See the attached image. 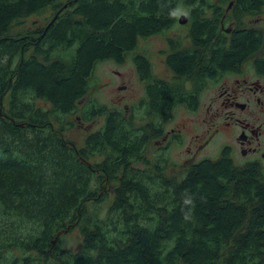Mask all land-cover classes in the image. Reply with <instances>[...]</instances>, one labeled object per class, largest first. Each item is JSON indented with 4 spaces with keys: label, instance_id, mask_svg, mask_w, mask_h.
<instances>
[{
    "label": "trees",
    "instance_id": "trees-1",
    "mask_svg": "<svg viewBox=\"0 0 264 264\" xmlns=\"http://www.w3.org/2000/svg\"><path fill=\"white\" fill-rule=\"evenodd\" d=\"M226 3L0 0V264H264L263 169L235 165L225 151L167 177L165 164L145 154L173 108H193L198 97L154 78L149 57L134 52L138 39L178 22L169 8L191 9L185 23L190 46L180 47L177 38L166 44L164 64L177 79L213 78L249 58L264 75V58L256 55L264 33L236 27L225 34ZM234 5L258 12L264 0ZM46 9L52 16L44 25L10 34ZM130 53L144 87L130 117L95 98L78 107L96 65L120 64ZM134 110L147 122L135 125ZM73 114L83 122L103 117L80 147L53 127L63 129ZM96 155L103 158L91 162ZM108 181L115 182L110 200L103 187ZM186 194L195 202L187 221ZM101 201L109 204L100 217ZM89 202L95 208L89 210ZM73 227L82 236L80 252L61 247V234Z\"/></svg>",
    "mask_w": 264,
    "mask_h": 264
},
{
    "label": "rangeland",
    "instance_id": "rangeland-1",
    "mask_svg": "<svg viewBox=\"0 0 264 264\" xmlns=\"http://www.w3.org/2000/svg\"><path fill=\"white\" fill-rule=\"evenodd\" d=\"M228 3L222 6L225 11V18H223L224 27L232 25L236 27H255L261 29L264 32V6L258 12L245 13L237 9L234 3L227 12ZM52 11L46 9L42 14L29 16L23 25L13 27L10 34L16 35L20 30L32 31L36 26L40 27L45 24L51 18ZM177 38L180 40V47L190 46V39L188 34V27L185 24L175 23L171 28L166 31L150 36L148 38L138 39V43L134 52L141 53L150 58L152 67V75L154 78L167 81L177 91L184 94L197 92L200 98L198 102L199 108L195 112H191L184 106H176L172 110L171 117L164 123V131H170L172 128L182 127L185 123L186 126L182 127V131L177 140H173L174 143H165V146L158 149L154 139L151 143L147 144L146 156L151 163L157 161L160 165H164L163 175L167 177L182 176L184 167V159L189 157L187 154V145L190 137L196 133L201 132V109L203 94L200 93V88L204 80L196 79H177L173 73L168 70L164 64V58L168 52L166 46V39ZM167 49V50H166ZM258 57L264 58V41L260 51L256 54ZM252 59V58H249ZM254 59L246 64V72L254 74L253 67ZM196 78V77H193ZM201 83V85H200ZM206 88L210 83L205 81ZM125 85V87H123ZM200 87L197 89V87ZM144 97V87L142 82L137 77L135 67L131 61V53L128 54L122 63H115L113 61L99 62L93 72V75L89 81V88L86 96H84L79 102L80 107L86 100L95 98L98 102L105 104L109 107H120L126 113V116L130 117L131 111L135 107V104ZM39 106L43 108H49L48 103L37 101ZM134 118L130 120L135 125H143L147 122V118H142L139 112L134 110ZM103 117L97 118L90 122H83L80 120L78 114L69 115L65 118L64 128L60 129L59 125L54 124L53 127L62 133V136L74 146L80 147L83 145L85 137L92 131H96L102 126ZM217 144V145H216ZM218 142L211 144L201 151L194 161L204 158L205 154H208L209 158H217L219 153L217 150ZM102 155H96L90 158L91 162L101 160ZM164 160V162H163ZM193 162V161H192ZM183 170V171H182ZM98 185V182H95ZM115 182L108 181L103 184V187L107 190L108 200L113 197V189ZM104 192V190H102ZM92 202L87 205L91 210L93 207ZM109 202L101 201L99 204V216H104L107 210ZM97 208V207H96ZM100 211V212H99ZM61 247L71 252H80L82 250V236L80 235L76 227L71 228L67 232L61 234Z\"/></svg>",
    "mask_w": 264,
    "mask_h": 264
},
{
    "label": "flooded vegetation",
    "instance_id": "flooded-vegetation-1",
    "mask_svg": "<svg viewBox=\"0 0 264 264\" xmlns=\"http://www.w3.org/2000/svg\"><path fill=\"white\" fill-rule=\"evenodd\" d=\"M234 1L227 0L226 12L232 7ZM224 13L220 21L221 30L225 34H230L234 26L224 27ZM251 60L246 59L233 70L218 71L213 78L203 79L204 82L200 88V93L203 94L201 109L203 117L200 124L203 127L200 134L196 133L189 138L186 150L189 157L184 159V164L194 162V158L200 155L201 151L218 142L216 151L219 155L226 151L235 165L254 163L264 170V75L255 71L254 68V74L246 72V64ZM205 81L210 83L208 88ZM199 101L198 96L193 108H188L185 104L177 106H184L191 112H195L199 108ZM184 126H186L185 123L182 127ZM182 127L172 128L154 139L158 149L163 148L167 142L174 143L173 140L178 139ZM203 156L209 158L208 154Z\"/></svg>",
    "mask_w": 264,
    "mask_h": 264
},
{
    "label": "clouds",
    "instance_id": "clouds-1",
    "mask_svg": "<svg viewBox=\"0 0 264 264\" xmlns=\"http://www.w3.org/2000/svg\"><path fill=\"white\" fill-rule=\"evenodd\" d=\"M162 9L166 7L165 4L161 3L159 5ZM191 9L188 7L180 6L177 5L176 7L169 8L168 10V16L169 18L173 20H178L181 17H189L190 16ZM183 205L187 209L186 211L183 212V218L184 220H190L191 219V213L192 210L195 207V202L194 199L192 198L191 195L186 194L185 198L183 199Z\"/></svg>",
    "mask_w": 264,
    "mask_h": 264
},
{
    "label": "water",
    "instance_id": "water-1",
    "mask_svg": "<svg viewBox=\"0 0 264 264\" xmlns=\"http://www.w3.org/2000/svg\"><path fill=\"white\" fill-rule=\"evenodd\" d=\"M187 17H181V18H179L178 19V23L179 24H185L186 22H187ZM87 165H90V163H87ZM60 233H58V235H59Z\"/></svg>",
    "mask_w": 264,
    "mask_h": 264
}]
</instances>
